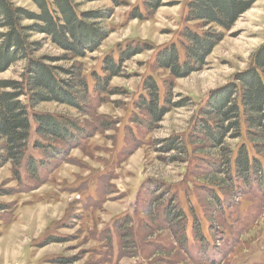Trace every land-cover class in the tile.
Wrapping results in <instances>:
<instances>
[{"label": "rangeland", "instance_id": "1", "mask_svg": "<svg viewBox=\"0 0 264 264\" xmlns=\"http://www.w3.org/2000/svg\"><path fill=\"white\" fill-rule=\"evenodd\" d=\"M11 2L38 12L33 0ZM77 2L81 12L108 14L101 26L109 35L82 59L49 40L35 54L57 58L53 66L80 70L89 94L80 111L57 103L30 109L22 163L0 168V264H264V142L251 136L256 131L246 123L239 138L225 139L230 182L220 173L227 172L221 152L198 137L200 112L213 93L253 67L264 47V0L228 30L188 20L192 0H162L153 12L145 0ZM139 12L142 20L131 18ZM211 31L222 39L194 72L174 79L158 68L163 48L176 46L185 62L187 36ZM130 45L149 47L126 61L104 91H96L102 81L95 76H105L104 59L119 61ZM24 68L20 62L0 72V82L21 81ZM151 78L161 104L167 95L171 106L155 124L137 107ZM35 114L73 120L84 134L67 151L57 146L59 156L37 165L34 177L29 161L43 159L34 147ZM171 145H182V151L169 150ZM242 146L260 164L250 187L233 174ZM170 204L185 216L177 227L167 218Z\"/></svg>", "mask_w": 264, "mask_h": 264}, {"label": "trees", "instance_id": "2", "mask_svg": "<svg viewBox=\"0 0 264 264\" xmlns=\"http://www.w3.org/2000/svg\"><path fill=\"white\" fill-rule=\"evenodd\" d=\"M77 1L33 0L38 8V12H33L16 7L11 0H0V72L8 71L17 63H25L21 81L0 82V168L9 161L16 166L22 163L32 130L30 109H35L43 103H57L82 110L86 95L89 94V86L82 77L81 71L53 66V63L58 61L57 58L35 57L43 43L48 40L73 59L85 58L88 53L99 49L109 35L101 26V23L108 18V14L102 11L81 12V4ZM106 1L119 5L118 0ZM256 1L192 0L189 4L188 20L202 21L206 25L215 24L228 30ZM161 3L162 0H145V7L153 12L161 6ZM131 18L142 20L143 15L139 12L133 14ZM26 21L30 24H24ZM34 35H41L44 38L33 41ZM222 35L212 31L203 35L189 34L187 60L181 62L176 46L171 45L158 53V68L169 71L174 79L188 76L194 72L195 65L197 67L204 63V59L220 42ZM148 47L127 46L121 52L119 61L114 60L112 56L106 57L102 68L105 76L102 78L95 76L98 83L102 81L96 91H104L111 78L121 74L123 64ZM235 79L213 93L206 108L200 112L202 120L198 127L200 129L198 137H203L202 139H206L214 149L221 152L227 172L220 171V173H226L225 176L230 182L231 177L228 172L230 162L227 160L228 147L225 139L229 135L233 139L239 138L241 125L246 123L251 131H256L251 136L259 142H264V47L256 54L254 66ZM145 87L146 98L141 99L137 107L146 112L149 120L155 124L167 114L168 108L171 107L168 106L170 100L166 95L161 104L160 89L154 79H149ZM33 117L36 124L35 133L39 136L34 147L43 156L42 160H37L38 162L35 158L29 161V175L35 177L38 171L37 165L40 167L44 162L46 165L59 156L57 146H68L67 151L84 133L73 120L48 114H35ZM169 147H171L169 150L179 152L183 148L182 145ZM235 168L237 170L233 174L245 182L246 187L252 184L251 173L253 172V177L257 178V173L260 172L259 162L256 159L250 161L245 146L238 151ZM175 209L173 204L166 207L170 224L177 227L180 225L178 222H181V218L185 216Z\"/></svg>", "mask_w": 264, "mask_h": 264}]
</instances>
